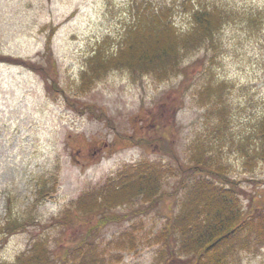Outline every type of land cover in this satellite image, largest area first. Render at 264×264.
I'll list each match as a JSON object with an SVG mask.
<instances>
[{"label": "rangeland", "instance_id": "1", "mask_svg": "<svg viewBox=\"0 0 264 264\" xmlns=\"http://www.w3.org/2000/svg\"><path fill=\"white\" fill-rule=\"evenodd\" d=\"M146 1L173 0H0V231L12 232L0 264L38 239L58 264L91 225L76 204L81 195L100 194L111 177L114 188L116 174L137 163L190 165L195 137L210 166L224 169L240 190V205L264 211V158L254 152L264 115V0H175L163 14L183 31L181 2L201 1L220 14L211 41L182 52L186 78L159 79L122 65L90 76L93 52L126 43L124 25ZM181 176L160 178L153 204L138 197L107 208L146 213L104 222L94 233L97 258L74 251L67 264H182L161 261L152 243L184 200L188 208H209V198L188 204L182 185L175 192ZM246 239L228 250L225 264H264V243Z\"/></svg>", "mask_w": 264, "mask_h": 264}, {"label": "trees", "instance_id": "2", "mask_svg": "<svg viewBox=\"0 0 264 264\" xmlns=\"http://www.w3.org/2000/svg\"><path fill=\"white\" fill-rule=\"evenodd\" d=\"M173 2L175 0L169 2L171 5L164 2L154 6L152 2L146 1L145 5H140L132 14V22L124 25L122 33L128 34L126 43L118 42L115 52H108L103 44L93 52L94 57L88 65L90 76L97 75L102 68L109 70L122 65L135 72L140 70L142 73H153L159 79L165 75L168 77L178 74L186 78L185 67L180 66L182 52L200 46L202 41V43L211 41L214 31L219 26L220 14L214 7L207 8L202 5L201 1L197 3V7L192 6L191 2H181V7L187 6L183 13L187 16L188 30L183 31L177 28L172 19L163 14L169 9L172 10L173 6H177ZM220 21L222 22L223 19ZM116 61L120 64L107 65ZM40 71L43 72V76H48L45 69ZM209 89H211L209 86L206 87V92H209ZM257 123L254 129L261 143L254 152L262 159L264 158V115ZM202 144V139L195 137L191 147L194 148L193 150H198L190 156V160L193 161L190 165L180 163L179 167L174 169L170 165L161 164L159 160L149 165L143 162L137 163L116 174L115 183L118 184L114 188H110L114 179L111 177L105 181L106 184L100 189V194L97 192L92 194L93 191H89L81 195L76 204L84 212L81 218L91 225L87 229L88 233L64 249L58 264H67L68 255L71 256L74 251L80 252L88 260L91 259L89 254H92L95 260L97 255L93 244L94 233L105 224L104 222L125 220L146 213L145 207H139L124 214L114 215L106 212L107 208L110 209L124 200L125 202L136 200L138 197L143 200L153 199L151 202L153 204L155 201L153 195L157 198L161 197V193H158L160 178L171 173L177 174V171H180L182 176L175 192H178L181 185L184 186V196H188V204L189 199L194 196L209 198L205 203H209L210 210L201 206L203 204L200 205V202L196 203L195 208L185 207L186 200H184L179 212L165 219L161 230L152 240V243L158 247L161 261L170 260L182 264H225L228 250L237 249V245L240 247V243L236 242L243 238L252 240L254 247L263 244L264 211L247 206L244 209L240 205L237 196L240 190L235 189L234 181L226 176L224 169L210 166L213 159L209 158L211 159L209 162L202 154ZM210 176L212 180L208 179ZM118 188L119 190H116ZM196 208L198 209L192 212V209ZM7 227L0 231V248L12 234L11 229ZM90 227L95 228L94 231ZM39 243L44 242L43 240L39 242V239L34 241L32 249L22 253L11 264H53L54 257L51 253H55L54 250H48L45 246H41L39 250ZM84 245L85 248L82 249Z\"/></svg>", "mask_w": 264, "mask_h": 264}]
</instances>
